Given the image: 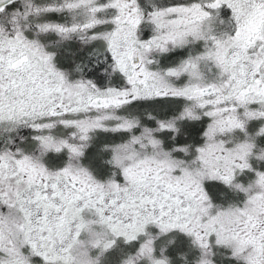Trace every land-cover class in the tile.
Instances as JSON below:
<instances>
[{"label":"snow or ice","instance_id":"1","mask_svg":"<svg viewBox=\"0 0 264 264\" xmlns=\"http://www.w3.org/2000/svg\"><path fill=\"white\" fill-rule=\"evenodd\" d=\"M0 264H264V0H0Z\"/></svg>","mask_w":264,"mask_h":264}]
</instances>
